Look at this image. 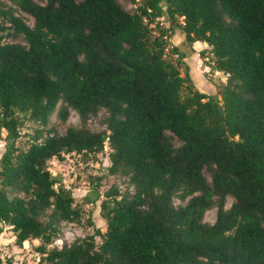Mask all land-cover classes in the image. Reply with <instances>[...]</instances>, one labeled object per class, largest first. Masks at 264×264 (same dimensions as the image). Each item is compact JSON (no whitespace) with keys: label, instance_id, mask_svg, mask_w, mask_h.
<instances>
[{"label":"trees","instance_id":"1","mask_svg":"<svg viewBox=\"0 0 264 264\" xmlns=\"http://www.w3.org/2000/svg\"><path fill=\"white\" fill-rule=\"evenodd\" d=\"M8 1H0V221L15 242L38 238V264H264V0ZM178 26L185 42L208 45L201 56L226 75L214 93L186 88L168 58L179 56L166 50ZM70 109L79 124L56 132L50 116L65 122ZM101 109L106 130H92ZM24 120L40 128L21 147ZM105 142L107 172L127 185L95 194L105 230L48 248L79 215L49 159L94 154Z\"/></svg>","mask_w":264,"mask_h":264},{"label":"rangeland","instance_id":"2","mask_svg":"<svg viewBox=\"0 0 264 264\" xmlns=\"http://www.w3.org/2000/svg\"><path fill=\"white\" fill-rule=\"evenodd\" d=\"M7 5H11L8 0H0ZM129 8L130 4H125ZM15 14L19 15L21 19L28 25L33 24V19L30 15L17 10ZM165 26L168 25L164 19L160 20ZM167 36L168 47L174 45L178 49L179 56L177 54H168V58L173 61H178L180 74L186 77L185 87L195 88L205 93H214L216 86L225 81L226 75L221 71L211 70L208 66L211 63V56L208 52H203L201 56L200 52H192L190 49V43L184 41V36L181 28L175 27L173 30H169ZM6 40L11 37L6 36ZM17 37L15 40H20ZM106 115V112L101 109L95 116H92L88 120V126L90 129L99 131L106 130L104 124L101 123V119ZM50 123L56 132H64L68 125H78L79 119L76 112L73 109L69 110L67 119L65 122H61L55 118L54 114L50 116ZM36 128H40L36 123L24 120L20 128V136L16 140V144L21 147H25L29 136L34 133ZM4 131H2V135ZM3 151V142L0 140V155ZM109 147L107 142L104 143V148L94 154L83 155L76 152L61 153L59 157H52L48 161L49 169L52 174L60 175L62 177V183L71 190L74 197V204L79 211L78 217L74 221H63L61 224V231L58 237H56L48 248L53 246H59L62 240L67 242L72 241L77 237L93 233L96 229L100 231L105 230L106 221L100 215L99 202L102 196L95 199V194H102L111 186H118L120 191L125 189L126 179L116 175L109 174L107 172V166L109 164L108 158ZM205 176L210 179L207 171H204ZM130 188V187H129ZM88 194V196H86ZM232 202V198L227 196L225 206L228 207ZM175 205L182 204L178 198L173 199ZM216 209L211 208L204 214L203 219L208 222H213L215 219ZM99 241V236H95ZM40 242V240L38 239ZM38 242V243H39ZM30 251L32 255L29 256L31 264H38L40 253L35 250V245L30 244ZM10 257L13 260L12 256ZM25 263V262H24ZM23 263V264H24Z\"/></svg>","mask_w":264,"mask_h":264},{"label":"crops","instance_id":"3","mask_svg":"<svg viewBox=\"0 0 264 264\" xmlns=\"http://www.w3.org/2000/svg\"><path fill=\"white\" fill-rule=\"evenodd\" d=\"M189 46L194 53L208 47L204 41L200 40L191 42ZM38 242V238H31L23 240L20 244L16 243L11 226L0 221V264H23L24 262V264H31L29 256L32 253L29 245L36 246ZM5 255L12 256L13 260L10 257H4Z\"/></svg>","mask_w":264,"mask_h":264},{"label":"built area","instance_id":"4","mask_svg":"<svg viewBox=\"0 0 264 264\" xmlns=\"http://www.w3.org/2000/svg\"><path fill=\"white\" fill-rule=\"evenodd\" d=\"M168 49V45H167V47H166V50Z\"/></svg>","mask_w":264,"mask_h":264}]
</instances>
